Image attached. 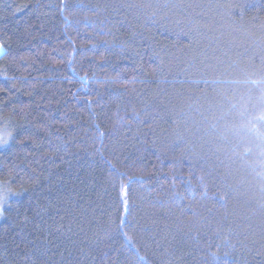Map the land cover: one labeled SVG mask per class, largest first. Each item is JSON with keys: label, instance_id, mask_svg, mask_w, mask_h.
Wrapping results in <instances>:
<instances>
[{"label": "trees", "instance_id": "obj_1", "mask_svg": "<svg viewBox=\"0 0 264 264\" xmlns=\"http://www.w3.org/2000/svg\"><path fill=\"white\" fill-rule=\"evenodd\" d=\"M0 45V264H264V0H0Z\"/></svg>", "mask_w": 264, "mask_h": 264}, {"label": "snow or ice", "instance_id": "obj_2", "mask_svg": "<svg viewBox=\"0 0 264 264\" xmlns=\"http://www.w3.org/2000/svg\"><path fill=\"white\" fill-rule=\"evenodd\" d=\"M2 47L3 46L0 45V50H2ZM255 83H260V81H256ZM260 99L262 102H264V92H262ZM241 115H244V113L242 112ZM262 126H264V108L261 109L259 115L248 119L247 124L245 125V127L249 132L255 133L261 139L262 143L259 147H260L261 155H264V132L260 130ZM3 144H7L6 139H0V145ZM245 151L251 152L252 149L248 148ZM9 192H11V190H9ZM16 194L19 195L20 193H16ZM6 203H7V196L0 195V218H3L4 207Z\"/></svg>", "mask_w": 264, "mask_h": 264}, {"label": "rangeland", "instance_id": "obj_3", "mask_svg": "<svg viewBox=\"0 0 264 264\" xmlns=\"http://www.w3.org/2000/svg\"><path fill=\"white\" fill-rule=\"evenodd\" d=\"M2 54H3V49L2 50H0V57L2 56ZM3 137L0 135V139H2Z\"/></svg>", "mask_w": 264, "mask_h": 264}]
</instances>
